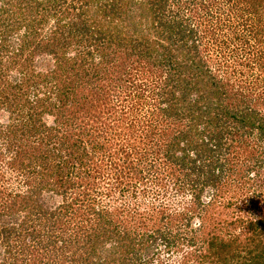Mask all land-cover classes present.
<instances>
[{
  "label": "trees",
  "instance_id": "1",
  "mask_svg": "<svg viewBox=\"0 0 264 264\" xmlns=\"http://www.w3.org/2000/svg\"><path fill=\"white\" fill-rule=\"evenodd\" d=\"M263 42L264 0H0V264H264Z\"/></svg>",
  "mask_w": 264,
  "mask_h": 264
},
{
  "label": "rangeland",
  "instance_id": "2",
  "mask_svg": "<svg viewBox=\"0 0 264 264\" xmlns=\"http://www.w3.org/2000/svg\"><path fill=\"white\" fill-rule=\"evenodd\" d=\"M171 5V4H170ZM174 5H176L177 6V4H174ZM174 7V6H173ZM180 7H182V5H180ZM182 13H180V15H181ZM253 41V40H252ZM256 41H253L252 42V44H251V46H254V43H255ZM259 45V44H258ZM258 45H255V50L256 51H259V47H258ZM261 46H260V48H262V50L264 49V42L262 43V44H260ZM241 46V45H240ZM247 45H244L242 48H245ZM249 46L250 45H248V47L247 48H245L246 50H247V52H248V48H249ZM241 52H243V51H241ZM227 53H225V55H226ZM250 57H252V47H250V50H249V52H248V55H247V59H250ZM243 58H246V56H244L243 55ZM242 58V59H243ZM233 58H230V59H228L227 58V63L228 64H224V65H228V66H231L232 64H233V62L231 63V61H233L232 60ZM242 59H240V60H242ZM225 63V62H224ZM263 72V74H261L262 75V78H264V71H262ZM256 73H258V71L256 70ZM138 128H140V127H135L134 129H133V135H135V131L138 129ZM139 130V129H138ZM128 133H131V132H128ZM128 133H126V134H128ZM264 174V172L262 173V175ZM262 179V178H261ZM264 187V186H263ZM140 192V191H139ZM139 192H138V194H139ZM240 198V197H239ZM238 201H242V200H238ZM241 203V202H240ZM244 202L242 201V203L240 204V207H241V212H238L237 210H235L236 209V207H231V208H229L228 210L227 209H225V212H228V213H230V212H234V217L235 216H237V215H247V216H250V215H252V214H254V213H251L249 210H247V208H245V206H244V204H243ZM254 204H255V206H256V208H257V210L255 211V215H257V216H262V215H264V189H263V191L261 192V196L259 197V198H257V199H255L254 200V203H253V206L252 205H250V206H252V207H254ZM247 210V212H245ZM243 211V212H242ZM253 217V216H252ZM220 219H221V217H220ZM16 261H17V264H19L21 261H20V259H19V257H20V255L17 253L16 254ZM14 259V258H13Z\"/></svg>",
  "mask_w": 264,
  "mask_h": 264
}]
</instances>
